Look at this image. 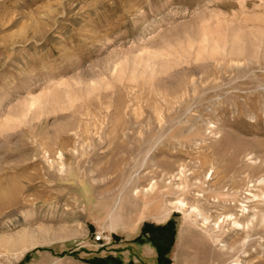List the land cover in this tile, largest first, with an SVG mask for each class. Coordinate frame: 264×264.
<instances>
[{
	"label": "rangeland",
	"instance_id": "obj_1",
	"mask_svg": "<svg viewBox=\"0 0 264 264\" xmlns=\"http://www.w3.org/2000/svg\"><path fill=\"white\" fill-rule=\"evenodd\" d=\"M263 202L264 0H0V264H264Z\"/></svg>",
	"mask_w": 264,
	"mask_h": 264
},
{
	"label": "bare ground",
	"instance_id": "obj_2",
	"mask_svg": "<svg viewBox=\"0 0 264 264\" xmlns=\"http://www.w3.org/2000/svg\"><path fill=\"white\" fill-rule=\"evenodd\" d=\"M252 198L254 199L255 198V195ZM183 207H185V204L182 201H179L178 202L177 209L182 210ZM248 209L249 208H248V206L245 203L244 205H241L240 214H238L237 216L234 215V214L227 215V216H225V218L223 219V221H226V222L228 221L233 226V228L236 231L243 230L244 229V226L241 224V222L238 219L239 216L240 217H244V218L247 219L246 227H250V228L253 229L258 223H259L258 224L259 226H262L263 227L264 226V214L257 212L255 208H253L251 211H249ZM192 212L193 213H196L198 216H200L202 218L203 224H205V225L206 224H210V221H209V218L208 217L202 215V213H200V211L197 210L196 207L189 206L187 215H189ZM169 215H170V213L168 211L164 212L161 220L162 221L167 220V218L169 217ZM219 223H220L219 221H216L215 223H213V227L219 229ZM220 250L223 253H226V254L229 253L230 248L226 245V242L225 241H222L221 242ZM235 263H238V262H235Z\"/></svg>",
	"mask_w": 264,
	"mask_h": 264
},
{
	"label": "crops",
	"instance_id": "obj_3",
	"mask_svg": "<svg viewBox=\"0 0 264 264\" xmlns=\"http://www.w3.org/2000/svg\"><path fill=\"white\" fill-rule=\"evenodd\" d=\"M144 255H142V257L141 256H138V259H140V260H142V259H144Z\"/></svg>",
	"mask_w": 264,
	"mask_h": 264
},
{
	"label": "built area",
	"instance_id": "obj_4",
	"mask_svg": "<svg viewBox=\"0 0 264 264\" xmlns=\"http://www.w3.org/2000/svg\"><path fill=\"white\" fill-rule=\"evenodd\" d=\"M97 240H99V238H96Z\"/></svg>",
	"mask_w": 264,
	"mask_h": 264
}]
</instances>
